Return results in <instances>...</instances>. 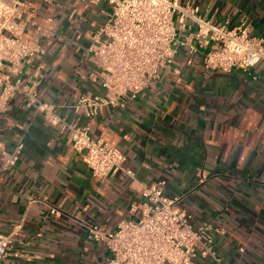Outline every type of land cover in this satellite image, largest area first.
I'll list each match as a JSON object with an SVG mask.
<instances>
[{
	"label": "crops",
	"instance_id": "0c3cea01",
	"mask_svg": "<svg viewBox=\"0 0 264 264\" xmlns=\"http://www.w3.org/2000/svg\"><path fill=\"white\" fill-rule=\"evenodd\" d=\"M39 22L51 17L40 57L22 66L39 74V94L67 121L87 122L94 138L121 147L124 166L94 177L69 144V132L27 107L22 95L0 109V151L22 143L14 166L0 171V233L19 225L5 264H104L108 252L86 237V223L111 230L136 219L142 185L162 182L163 193L197 227L210 222L221 264H264V60L244 71L207 69L200 54L178 49L172 67L124 108L102 107L86 118L73 105L103 94L98 73L83 59L105 0H23ZM190 1L214 24L250 21L264 39V0ZM188 60H190L188 62ZM58 210L56 215L50 209ZM242 249V250H241ZM193 264H217L195 257Z\"/></svg>",
	"mask_w": 264,
	"mask_h": 264
},
{
	"label": "built area",
	"instance_id": "2783aa9c",
	"mask_svg": "<svg viewBox=\"0 0 264 264\" xmlns=\"http://www.w3.org/2000/svg\"><path fill=\"white\" fill-rule=\"evenodd\" d=\"M99 1L80 0L85 6ZM105 2L109 7L106 18L82 51L83 59L98 73L103 94L81 96L72 106L86 118L104 106L124 108L159 81L164 71L178 72L172 63L181 47L191 56L200 54L205 68L224 72L233 68L246 71L264 60V39L252 34L245 16L229 26L228 21L214 24L204 18L190 1ZM51 22V17L39 22L30 3L0 0V109L9 97L22 95L34 113L69 132L71 148L94 177L105 180L121 171L133 180V172L124 166L121 147L94 138L87 122L67 121L55 111V105L44 102L37 72L24 79L22 66L42 54L41 40L51 35ZM21 147L19 143L11 151H0V171L15 165ZM162 186L160 181L141 186L142 201L130 208L138 209L136 219H122L111 230L85 224L87 239L101 243L108 252L104 264H193L197 256L221 264L213 237L221 230L210 222L193 227L191 216L177 206V198L164 195ZM57 213L56 208L50 209V214ZM18 227L0 233V264L10 254Z\"/></svg>",
	"mask_w": 264,
	"mask_h": 264
}]
</instances>
